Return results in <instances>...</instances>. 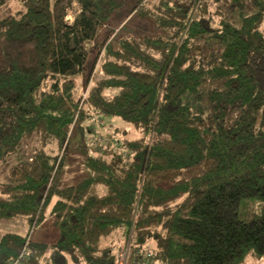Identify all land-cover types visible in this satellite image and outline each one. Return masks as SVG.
<instances>
[{"label":"trees","instance_id":"obj_1","mask_svg":"<svg viewBox=\"0 0 264 264\" xmlns=\"http://www.w3.org/2000/svg\"><path fill=\"white\" fill-rule=\"evenodd\" d=\"M120 11L149 34L118 35ZM187 94L204 96L212 117ZM102 116L141 137L102 136V155L59 187L71 130ZM11 157L0 221L32 229L55 198L58 236L48 245L6 232L0 264H112L129 236L152 264L263 257L264 0H0V166ZM246 200L262 204L248 221Z\"/></svg>","mask_w":264,"mask_h":264},{"label":"rangeland","instance_id":"obj_2","mask_svg":"<svg viewBox=\"0 0 264 264\" xmlns=\"http://www.w3.org/2000/svg\"><path fill=\"white\" fill-rule=\"evenodd\" d=\"M17 7H19L18 3ZM78 11L79 9L77 4H73L72 8L67 13L66 21L72 22ZM123 17L124 12L120 11L114 15L112 20L113 27H116L118 25L117 23H119V27L117 26V29L121 28V30L118 35H123L128 30L137 35L149 34V28L146 24L142 23L141 21L135 20L134 18H132L131 21H128L129 18L127 20H118L119 18L123 19ZM99 63L100 61L98 60L94 68V70L96 69V73ZM96 73H94L93 71V75H91L89 79H87L85 85L84 82H82V85L80 84V87L78 89L79 95H87L89 90V83L92 79H94ZM77 79L80 82L84 80V77L78 76ZM86 89L87 91L85 92ZM193 97L194 94H187L183 97V99L190 102L194 110L198 109L202 111L205 117H212L210 104L206 100V98L203 96L201 99H198L196 101L193 100L192 102ZM99 119L100 123H102V127H100L101 131L99 132L93 134L88 133L86 127L87 125L91 126L90 120H79L77 125L71 130L70 139L62 149L63 159L58 174L59 187L75 184L82 174L83 162L86 160V158L90 156L102 155L100 146L95 142V139L97 137L102 138L103 136V138L106 140H112V138L114 137L120 143L124 139L134 140L141 137L140 132H138L128 123L122 121L119 118L102 116L99 117ZM34 143L35 140H31L30 142H28L24 150L28 151L30 146H32ZM101 148L104 147L101 146ZM105 154L109 155L110 153ZM13 162L14 158L11 157L6 163L0 166V183H4L7 181V168L9 167V163ZM54 199L44 208V210L42 211L41 219L32 229H29L28 224L24 220L17 219L13 221H0V237L6 232H13L21 235L30 234L31 240L35 242L45 243L48 245L54 243L58 236V228L55 226L53 218L50 214ZM261 207L262 204L259 200L243 201L241 210L239 212V218L241 220L248 221L260 213ZM111 237L116 238L115 234H113ZM110 241L111 240H108L107 243L109 244ZM148 246L151 248L153 245L150 242ZM243 264H264V256L258 258L249 254L245 257Z\"/></svg>","mask_w":264,"mask_h":264},{"label":"built area","instance_id":"obj_3","mask_svg":"<svg viewBox=\"0 0 264 264\" xmlns=\"http://www.w3.org/2000/svg\"><path fill=\"white\" fill-rule=\"evenodd\" d=\"M95 72V70H94ZM87 89L85 90V92ZM82 97L85 98L86 94H82ZM100 121L98 119H93L92 127L95 128L98 126ZM93 130V129H92ZM96 144L108 143L105 142L101 137L95 139ZM113 245L112 251L114 253V260L112 264H152L151 258L152 254L143 253L138 249L133 248L131 244V236L127 240H120ZM12 264H26L24 257L21 255L19 258Z\"/></svg>","mask_w":264,"mask_h":264}]
</instances>
